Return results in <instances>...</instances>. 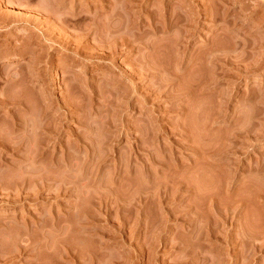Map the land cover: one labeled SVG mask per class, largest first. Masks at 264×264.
I'll list each match as a JSON object with an SVG mask.
<instances>
[{
	"label": "rangeland",
	"instance_id": "obj_1",
	"mask_svg": "<svg viewBox=\"0 0 264 264\" xmlns=\"http://www.w3.org/2000/svg\"><path fill=\"white\" fill-rule=\"evenodd\" d=\"M263 190L264 0H0V264H264Z\"/></svg>",
	"mask_w": 264,
	"mask_h": 264
},
{
	"label": "bare ground",
	"instance_id": "obj_2",
	"mask_svg": "<svg viewBox=\"0 0 264 264\" xmlns=\"http://www.w3.org/2000/svg\"><path fill=\"white\" fill-rule=\"evenodd\" d=\"M257 1H258V0H257ZM9 2H10V4H11V1H9ZM60 2H61V1H60ZM29 17H31V16H29ZM45 17H47V16H45ZM31 18H32V17H31ZM27 19H28V20H27ZM26 20H27L28 22H31V21H30V18H26ZM35 20H36V19H35ZM5 21H6V20H5ZM11 21H13V20H11ZM32 21H33V20H32ZM34 23H35V22H34ZM3 24H4V23H3ZM112 30H113V29H112ZM116 36H117V35H116ZM115 38H116V37H115ZM123 38H124V36H123ZM121 39H122V38H121ZM112 40H113V39H112ZM106 41H107V40H106ZM24 43H25V42H24ZM22 46L24 47V46H26V45H22ZM30 46H31V45H30ZM27 47H28V46H27ZM112 47H113V46H112ZM28 48H29V47H28ZM29 49H30V48H29ZM109 49H110V48H109ZM26 51H27V50H26ZM112 51H113V50H112ZM114 53H115V52H114ZM39 94H40V93H39ZM51 96H52V95H51L50 93L45 94V93L43 92V94H41V97H40V98H41V100H40V102H41V104H40V105H41V110H40V111H41V112H39V115L37 114L39 117H38L35 113L33 114V113L30 112V113H31V116H30V117H29V116H28V117L26 116V117H27L26 119H24L23 117H21V119H24V120H22L21 122H20V120L18 121V120L15 119V120H16V121H15V124H17V125H16L17 127L15 126V124H14V126H15L16 129H14L13 126H12V127L10 126L11 124L14 123V121H10V123H9V126H10V127H8V128H12V130H9L10 133H12L13 131H15V133H17L18 131H19V132H22V131H25L26 129L29 130L28 127H30V126L32 125V126H33V129L36 128V129H34V130L36 131V133L38 132L37 134H39V138L37 137L38 140H35V141L33 142L34 139H32V141H31V140H30L31 137H30V138H29L30 141H29V140H26L27 142H25V144L27 143L29 147L25 145V146H26V147H25L26 149H23V150H24V151L26 150V151H28L29 153H30V151H31V155H30V154L28 155L27 153H26V154L24 153L25 155L19 153V154H21L22 157L24 158V161H26V162L28 161L27 163L24 162V161H23V162L26 163V164L29 163V165L32 166L31 169H34V168L36 167L35 165L39 164V163H38V162H39V161H38V157H39L40 155L44 156V155H46L47 152H49V151H48V150H49V147H48L47 145H49L50 139H51V138H55V137H56V139H57V138H59V134H60V133H63V129H62V126H63V125H62L61 123H60V124H59V123L51 124V122H52L53 120H52V121H48V122H44V123H42V124H41V123H37V122H39V121H37V120H36V121H37L36 123L33 121V118H35V117H36V118H41V116H42L41 113L43 114V113H44L43 111H44L45 109H47V108L53 106L52 103H53L54 101L56 102L55 104L58 105V102H57L56 100H54L53 98H51ZM68 98H69V97H68ZM16 99H17V98H16ZM70 99H71V98H70ZM8 100H9V99H8ZM15 101H16V100H15ZM68 101H69V100H68ZM70 101H71V100H70ZM72 101H73V100H72ZM62 102H63V103L65 102V104H66V103L69 104V102H67V100H65V101H61V105H63ZM55 104H54V105H55ZM28 113H29V112H28ZM70 114H71V113H70ZM40 115H41V116H40ZM71 115H72V114H71ZM14 116H15V115H14ZM14 116H11V117L15 118ZM68 116H70L69 113H68ZM3 118H4V117H3ZM8 118H10V117H8ZM13 118H12V119H13ZM19 118H20V117H19ZM36 118H35V119H36ZM12 119H11V120H12ZM17 119H18V118H17ZM9 120H10V119H9ZM46 121H47V120H46ZM8 122H9V121H8ZM11 122H13V123H11ZM105 123H106V122H105ZM38 124H39V125H38ZM40 124H41V125H40ZM8 128H7V129H8ZM17 129H18V130H17ZM30 129H31V127H30ZM27 130L25 131V132H26V135H27V133H28ZM34 130H33V131H34ZM88 130H89V129H88ZM11 131H12V132H11ZM16 131H17V132H16ZM35 131H34V132H35ZM4 132H5V131H4ZM4 132H3V133H4ZM31 132H32V130H31ZM85 132H87V131H85ZM85 132H84V133H85ZM90 132H91V131H90ZM5 133H6V132H5ZM23 133H24V132H22V134H23ZM32 133H33V132H32ZM6 134H7V133H6ZM8 134H9V133H8ZM8 134H7V138L10 139L11 142L13 141V143H15V141H18L19 138L22 140V137H23V136L20 137V136L18 135V134H20V133H18V134L16 135V136H18V139L14 141L13 139L11 140V137H12V136L10 137V136H9L10 134H9V135H8ZM81 134H82V133H81ZM13 135H15V134H13ZM20 135H21V134H20ZM86 135H87V133H86ZM82 136H83V135H82ZM5 137H6V135H5ZM9 137H10V138H9ZM13 137H15V136H13ZM24 137H25V133H24ZM28 137H29V136H28ZM85 137H86V136H85ZM7 138H4V136H3V139H7ZM26 138H27V136H26ZM26 138H23V139H26ZM76 138H77V137H76ZM86 138H87V137H86ZM86 138H85V139H86ZM35 139H36V137H35ZM56 139H55V140H56ZM81 139H82V138L79 137V138L77 139V142L79 143V141H80ZM51 140H53V139H51ZM6 141H7V140H5L4 142H6ZM8 141H9V140H8ZM8 141H7L8 145H9V143H10V145H12L11 142H10V141L8 142ZM88 141H90V140H88ZM102 141H103V140H102ZM19 142H22V141L19 140ZM55 142H56V141H55ZM7 143H6V145H7ZM23 143H24V142H23ZM86 143H87V142H86ZM97 143H98V142H97ZM15 144H16V143H15ZM20 144H21V143H18V142H17V145L20 146ZM1 145H3V142H2ZM6 145H5V147H6ZM10 145H9V146H10ZM61 145H62V144H61ZM100 145H101V144H100ZM102 145H103V144H102ZM12 146H16V145H12ZM22 146H23V145H22ZM90 146H91V145H90ZM7 147H8V146H7ZM10 147H11V146H10ZM17 147H18V146H17ZM17 147H14V150H16ZM27 147H28L29 149H28ZM99 147H100V146H99ZM20 148H22V147L20 146ZM23 148H24V147H23ZM89 148H91V147H88V149H89ZM3 149H4V146H3ZM3 149H2V150H3ZM8 149H10V148L8 147ZM11 149H12V148H11ZM11 149H10V150H11ZM17 149H18V148H17ZM99 149H100V148H99ZM4 150H5V149H4ZM10 150H9V151H10ZM18 150H19V149H18ZM19 151H20V150H19ZM19 151H18V152H19ZM21 151H22V150H21ZM26 151H25V152H26ZM91 151H92V152H95L96 155H97V154L101 153L102 150L100 151V150H97V149H93V150H91ZM10 152H11V151H10ZM18 152H17V153H18ZM104 152H105L104 155H106L107 152H106V151H104ZM104 152H102V153H104ZM12 153L16 154V153L13 152V151H12ZM50 153H51V151H50ZM47 154H48V153H47ZM26 155H28L29 157H26ZM48 155H49V154H48ZM96 155H95V157H96ZM9 156L12 158L11 155H9ZM15 156H16V155H14L13 158H16ZM17 156H18V154H17ZM19 156H20V155H19ZM24 156L26 157V159H25ZM97 156L100 157L99 155H97ZM101 156H102V155H101ZM2 157H3V156H2ZM2 157H1V159H2ZM7 157H8V155H7ZM7 157H6V158L3 157V158L5 159V161H6ZM10 157H8L7 162H8V160H9ZM22 157H21V158H22ZM46 157H47L48 159H50V155H49V156L46 155ZM11 158H10V159H11ZM17 158H18V157H17ZM23 158H22V159H23ZM42 158H43V157H42ZM47 158L44 157V159H47ZM100 159H101V157H100ZM12 160H13V159H11V161H12ZM14 160H15V159H14ZM40 160L44 161L45 163H50V162H51V161H50V162H47V160L45 161V160H43V159H40ZM50 160H52V158H51ZM42 161H41V162H42ZM9 162H10V161H9ZM12 162H13V161H12ZM16 162H17V161H16ZM20 162H21V161H20ZM14 163H15V161L13 162V164H14ZM17 163H18V162H17ZM42 163H43V162H42ZM7 164L9 165V163H7ZM15 164H16V163H15ZM15 164H14V166H15ZM21 164H22V163H21ZM21 164H20V165H17V167H18L17 170H19V171H20L21 168L24 166L23 164H22V165H21ZM26 164H25V167H26L25 171H26L27 169L30 168L29 166H26ZM262 164H263V163H262ZM41 165H42V164H41ZM44 165H46V166L48 167V164H44ZM258 165H259V163H258ZM11 166H12V165H11ZM34 166H35V167H34ZM49 166H50V165H49ZM262 166H263V165H262ZM47 167L41 166V168H47ZM258 167H259V166H258ZM9 168H10V167H9ZM39 168H40V167H39ZM260 168H261V167H260ZM14 169H15V168H14ZM35 169H36V168H35ZM47 169H49V167H48ZM47 169H46V170H47ZM52 169H53V168H52ZM258 169H259V168H258ZM5 170H6V169H5ZM7 170H8V169H7ZM15 170H16V169H15ZM39 170H41V169H39ZM23 171H24V170H23ZM41 171H42V170H41ZM44 171H45V169H44ZM258 171H259V170H258ZM21 172H22V171H21ZM43 173H44V172H43ZM48 174H49V173H48ZM48 174H47V175H48ZM44 175H46V174L44 173ZM47 175H46V176H47ZM25 179H26V178H25ZM46 179H47V178H46ZM21 180H22V181H21ZM30 180H32V179H30ZM18 181H20V182H18ZM18 181H16V182H18L17 184H16V182H15V184H16L17 186H20V187H21V188H18V190H19V189H22V186H28V184H29L27 181H24V179H20V180H18ZM32 181H33V180H32ZM47 181H48V180H47ZM43 182L45 183L46 181H43ZM253 182H254V181H253ZM44 183H42L43 186H45L48 182H46L45 185H44ZM8 184H9V183H8ZM12 184H14V182H13ZM12 184L10 183L11 187H13V188L16 189L17 187H14V186H16V185H15V184L12 185ZM31 185H32V183L29 184V187H30ZM4 186L6 187V184H5V183H4ZM5 187L2 186V188H5ZM7 187H8V185H7ZM9 187H10V186H9ZM9 187H8V188H9ZM11 187H10V188H11ZM13 188H12V189H13ZM23 188H24V187H23ZM5 189H7V188H5ZM24 189H25V188H24ZM7 190H8V189H7ZM263 191H264V190H263ZM263 197H264V192H263ZM263 199H264V198H263ZM91 217H92V216H91ZM69 253H70V252H69ZM70 254H71V253H70ZM90 254H91V253H90ZM94 254H95V253H94ZM94 254H92V257L95 256ZM73 256H74V255H73ZM68 257H69V256H68ZM78 257H79V256H78ZM81 257H82V256H81ZM92 257H91V258H92ZM76 259H77V258H76ZM78 259H79V258H78ZM80 259H81V258H80ZM76 264H77V263H76Z\"/></svg>",
	"mask_w": 264,
	"mask_h": 264
}]
</instances>
